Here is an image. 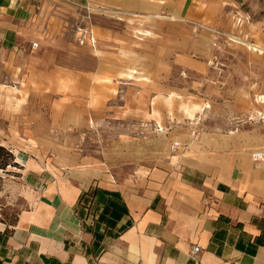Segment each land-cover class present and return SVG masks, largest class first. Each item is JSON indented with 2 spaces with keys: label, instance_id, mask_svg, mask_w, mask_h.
Returning <instances> with one entry per match:
<instances>
[{
  "label": "crops",
  "instance_id": "crops-1",
  "mask_svg": "<svg viewBox=\"0 0 264 264\" xmlns=\"http://www.w3.org/2000/svg\"><path fill=\"white\" fill-rule=\"evenodd\" d=\"M226 2L0 0V148L21 174L0 173V264H264V129L184 116L169 84L204 70L187 25L221 29Z\"/></svg>",
  "mask_w": 264,
  "mask_h": 264
},
{
  "label": "rangeland",
  "instance_id": "rangeland-1",
  "mask_svg": "<svg viewBox=\"0 0 264 264\" xmlns=\"http://www.w3.org/2000/svg\"><path fill=\"white\" fill-rule=\"evenodd\" d=\"M225 6L227 21L221 29L187 25L190 33L184 44L187 55L204 63L205 68L181 71L176 66L171 67L170 88L180 90L188 98L180 99L179 103L189 107L188 115L184 116L201 117L206 124L221 131L235 125L264 129V0H227ZM82 10V7H75L71 16L75 41L79 45L81 34L76 27H81ZM84 40L88 41L87 37ZM253 47L262 51H254ZM192 96H202L209 101L204 103L209 105V112L193 114L190 111L194 104L190 102ZM173 103L171 97L170 104ZM83 132L82 129L75 132L76 142L80 139V145L75 146L76 152L96 148L81 144ZM93 133L97 135L99 131L93 130Z\"/></svg>",
  "mask_w": 264,
  "mask_h": 264
},
{
  "label": "built area",
  "instance_id": "built-area-1",
  "mask_svg": "<svg viewBox=\"0 0 264 264\" xmlns=\"http://www.w3.org/2000/svg\"><path fill=\"white\" fill-rule=\"evenodd\" d=\"M79 32L81 34V40L79 41L80 44H83L84 38L87 37L88 42L91 45H94V39L88 31L79 28ZM36 48H37L36 44L31 45V50H36ZM252 159H254L255 161L264 162V151L253 152ZM14 164H15L14 161H11L9 164H7L4 167V169L0 170V173L3 174L4 177L12 179V180L20 179L21 178L20 168L18 166H14ZM201 254H202L201 250L197 248L196 246H192L189 251V256L194 261L200 258Z\"/></svg>",
  "mask_w": 264,
  "mask_h": 264
},
{
  "label": "trees",
  "instance_id": "trees-1",
  "mask_svg": "<svg viewBox=\"0 0 264 264\" xmlns=\"http://www.w3.org/2000/svg\"><path fill=\"white\" fill-rule=\"evenodd\" d=\"M11 161H14L13 156L7 150L0 148V170L4 169V167ZM14 166L17 165L14 164ZM86 197H89L97 206L104 204L112 205L113 202H111L110 199L115 198L116 195L108 194L98 190H92L89 193L82 195L80 202H82L83 199H85ZM126 213L127 211L124 208H122V210H115V208L112 206L109 216L110 218L118 220L121 216L125 215ZM103 220L104 218L101 219V221Z\"/></svg>",
  "mask_w": 264,
  "mask_h": 264
},
{
  "label": "bare ground",
  "instance_id": "bare-ground-1",
  "mask_svg": "<svg viewBox=\"0 0 264 264\" xmlns=\"http://www.w3.org/2000/svg\"><path fill=\"white\" fill-rule=\"evenodd\" d=\"M254 48V51L256 50H258V51H262L261 49H259V48H257V47H253Z\"/></svg>",
  "mask_w": 264,
  "mask_h": 264
}]
</instances>
